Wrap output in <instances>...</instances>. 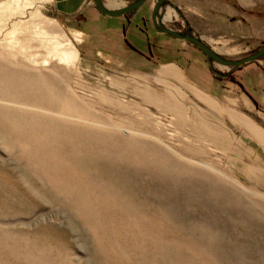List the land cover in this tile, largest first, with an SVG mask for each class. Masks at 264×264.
<instances>
[{"label": "rangeland", "instance_id": "rangeland-1", "mask_svg": "<svg viewBox=\"0 0 264 264\" xmlns=\"http://www.w3.org/2000/svg\"><path fill=\"white\" fill-rule=\"evenodd\" d=\"M184 3L164 26L225 60L264 46V0ZM75 27L52 0H0V264H264V132L245 104L201 102L173 66L86 59Z\"/></svg>", "mask_w": 264, "mask_h": 264}, {"label": "crops", "instance_id": "crops-1", "mask_svg": "<svg viewBox=\"0 0 264 264\" xmlns=\"http://www.w3.org/2000/svg\"><path fill=\"white\" fill-rule=\"evenodd\" d=\"M186 1L188 5L189 0ZM236 1L239 8L252 7L253 0ZM52 3L58 15L76 23L79 49L84 58L121 70L138 71L155 63L176 67L201 102L235 96L245 104L254 126L264 132V56L232 70L235 82L218 79L210 70L211 61L199 49L185 40L154 30L150 20L152 1L119 17L101 14L92 0H52ZM165 4L181 9L186 3L166 0ZM221 6L219 3L216 8L222 9ZM226 13L227 18L232 16ZM140 22L153 37V43L147 44L141 37ZM160 22L163 24L162 19ZM211 23L214 20H210L209 25ZM187 26L197 32L188 18ZM212 28V31L219 30ZM129 32L131 38L127 36Z\"/></svg>", "mask_w": 264, "mask_h": 264}, {"label": "water", "instance_id": "water-1", "mask_svg": "<svg viewBox=\"0 0 264 264\" xmlns=\"http://www.w3.org/2000/svg\"><path fill=\"white\" fill-rule=\"evenodd\" d=\"M148 0H134L133 2L124 5L122 7L109 9L104 7L101 0H92L98 11L103 14L110 17H119V16H125L127 13L134 11L135 9L143 6L145 3H147ZM166 0H154V4L152 6L150 20L151 24L155 31L159 33H164L169 36L185 40L192 44L194 47L199 49L202 53L206 55V57L217 64L224 65L225 67H239L243 64L249 63V62H255L262 56H264V46L259 48L256 52L247 55L246 57L231 61V60H225L221 57V55L213 50L202 38L196 37L194 35H190L188 33H182L175 30H172L168 27L163 26V24L160 22V9L164 5Z\"/></svg>", "mask_w": 264, "mask_h": 264}, {"label": "trees", "instance_id": "trees-1", "mask_svg": "<svg viewBox=\"0 0 264 264\" xmlns=\"http://www.w3.org/2000/svg\"><path fill=\"white\" fill-rule=\"evenodd\" d=\"M259 59H260V58H259ZM237 68H238V67H234L233 70H235V69H237ZM210 70H211L212 74L214 75V77H216V78H218V79L227 78L228 80L235 82L233 76L230 74L231 72L228 73L227 75H223V74H221V73H219V72L213 70L212 68H211Z\"/></svg>", "mask_w": 264, "mask_h": 264}, {"label": "bare ground", "instance_id": "bare-ground-1", "mask_svg": "<svg viewBox=\"0 0 264 264\" xmlns=\"http://www.w3.org/2000/svg\"><path fill=\"white\" fill-rule=\"evenodd\" d=\"M103 4L105 7H108V8H112V7L117 6L115 0H103ZM170 18H171V12L168 11L164 19L169 20Z\"/></svg>", "mask_w": 264, "mask_h": 264}, {"label": "built area", "instance_id": "built-area-1", "mask_svg": "<svg viewBox=\"0 0 264 264\" xmlns=\"http://www.w3.org/2000/svg\"><path fill=\"white\" fill-rule=\"evenodd\" d=\"M133 1H134V0H133ZM163 26H164V24H163ZM165 27H167V26H165ZM174 30H175V31H178V32H181V30L176 29V28H174Z\"/></svg>", "mask_w": 264, "mask_h": 264}, {"label": "flooded vegetation", "instance_id": "flooded-vegetation-1", "mask_svg": "<svg viewBox=\"0 0 264 264\" xmlns=\"http://www.w3.org/2000/svg\"><path fill=\"white\" fill-rule=\"evenodd\" d=\"M134 11H135V10H134ZM134 11H131V12H134ZM131 12H129V13H131ZM127 14H128V13H127ZM127 14H126V15H127ZM181 32H182V31H181ZM182 33H183V32H182Z\"/></svg>", "mask_w": 264, "mask_h": 264}]
</instances>
